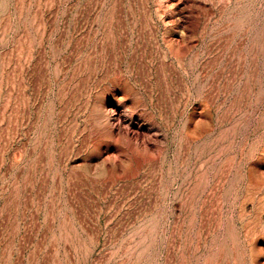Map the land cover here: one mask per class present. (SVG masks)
<instances>
[{
  "label": "rangeland",
  "instance_id": "374dc122",
  "mask_svg": "<svg viewBox=\"0 0 264 264\" xmlns=\"http://www.w3.org/2000/svg\"><path fill=\"white\" fill-rule=\"evenodd\" d=\"M0 264H264V0H0Z\"/></svg>",
  "mask_w": 264,
  "mask_h": 264
}]
</instances>
